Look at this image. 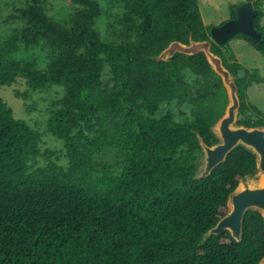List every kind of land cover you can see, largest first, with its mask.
I'll use <instances>...</instances> for the list:
<instances>
[{
    "label": "trees",
    "instance_id": "obj_1",
    "mask_svg": "<svg viewBox=\"0 0 264 264\" xmlns=\"http://www.w3.org/2000/svg\"><path fill=\"white\" fill-rule=\"evenodd\" d=\"M69 2V24L33 0L15 8L9 19L19 24L0 34V85L22 76L26 90L16 96L29 112L37 93L59 94L44 131L0 96V264H258V210L246 212L241 241L225 230L203 242L241 177L258 170L256 155L239 145L209 176L195 178L198 133L217 141L211 126L228 102L222 77L203 51L156 56L174 40H212L232 72L246 68L236 78L246 125H264V109L247 92L264 80L260 70L239 62L229 41L212 39L199 0H118L122 12L108 17L105 34L100 0ZM254 2L262 38L234 37L264 55V10ZM39 46L48 49L45 68L13 56ZM172 102L192 104L191 117L157 114ZM47 136L63 148L45 146ZM106 151L113 160L102 158Z\"/></svg>",
    "mask_w": 264,
    "mask_h": 264
},
{
    "label": "water",
    "instance_id": "obj_2",
    "mask_svg": "<svg viewBox=\"0 0 264 264\" xmlns=\"http://www.w3.org/2000/svg\"><path fill=\"white\" fill-rule=\"evenodd\" d=\"M236 11L237 17L212 26L211 36L218 44H225L238 33H244L256 39L262 38L263 32L254 22L256 15L254 0H245L238 4ZM199 51L205 52L212 68L222 77L228 102L224 113L211 126L217 141L208 144L201 133H198L201 152L198 154L195 178L209 176L239 145H243L256 155L258 167L255 173L241 177L237 187L229 194L228 212L206 232L203 242H206L210 235L221 234L225 230H229L238 241H241L246 212L258 210L264 216V125L250 126L239 123L241 98L236 78L244 77L247 71L246 68H241L237 74L232 72L225 65L222 56L213 50L212 40H197L192 36L188 43L174 40L156 58L169 60L176 52L192 55ZM258 264H264V256Z\"/></svg>",
    "mask_w": 264,
    "mask_h": 264
},
{
    "label": "rangeland",
    "instance_id": "obj_3",
    "mask_svg": "<svg viewBox=\"0 0 264 264\" xmlns=\"http://www.w3.org/2000/svg\"><path fill=\"white\" fill-rule=\"evenodd\" d=\"M243 1L245 0H199V6L204 22L213 26L233 18V6L238 5ZM261 1L262 8L264 10V0ZM27 2H33V0H0V34H8L13 26L19 24V21L9 19V15L15 11L16 7L22 6ZM100 2L105 12L101 17L97 18V21L99 29L103 34H105L107 28L109 27L108 19L116 13H121L122 9L118 6V0H100ZM44 4L48 14L56 18L61 23L69 24V21L75 10L74 6L69 2V0H44ZM229 44L233 48L239 62L248 68H258L261 75L264 76V55L259 50L253 47L245 38L241 36L231 38L229 40ZM48 54L47 48H42L39 46L31 50H25L22 48L13 56L17 60L32 61L37 63V66L40 68H45L48 66L50 61ZM16 90H26L25 80L22 76H19L13 85H0V96H2L10 104V106L13 107L17 117L25 118L29 123L36 125V127H39L41 131H44L46 128V119L49 114L50 100L59 94L55 93V89L50 92L44 91L37 93L33 98L29 99V102L37 103L38 106L29 112L23 98L16 96ZM250 98L255 101H252L253 103L264 109V82L261 83V85H255L252 88L250 92ZM192 107V104L189 103L179 105L176 102H172L164 104L157 114L160 115L166 112L168 109H172L175 111L177 117L181 119L183 117L180 116V111H185L188 117H191ZM46 140L48 142L45 144V146H49L50 144L52 146H56L58 149L63 148L62 141L58 139V137L54 138L52 136H47ZM200 152L201 150L199 153ZM102 158L113 160L114 154L111 151H106L102 155ZM44 162V160L41 161V163ZM62 162H64V158Z\"/></svg>",
    "mask_w": 264,
    "mask_h": 264
},
{
    "label": "crops",
    "instance_id": "obj_4",
    "mask_svg": "<svg viewBox=\"0 0 264 264\" xmlns=\"http://www.w3.org/2000/svg\"><path fill=\"white\" fill-rule=\"evenodd\" d=\"M262 26L264 27V15H263V18H262ZM264 82V80L263 81H261V82H256V83H254L253 85H251L249 88H248V95H249V98H250V92H251V90H252V88L256 85V86H259V84L261 85V83H263ZM260 95V94H259ZM260 97H261V95H260ZM250 100L251 101H254L253 99H251L250 98ZM255 102V101H254Z\"/></svg>",
    "mask_w": 264,
    "mask_h": 264
}]
</instances>
